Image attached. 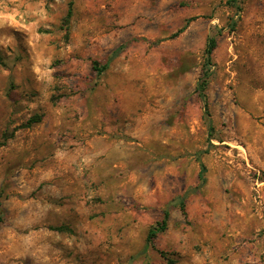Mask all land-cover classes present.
Instances as JSON below:
<instances>
[{"label":"rangeland","instance_id":"1","mask_svg":"<svg viewBox=\"0 0 264 264\" xmlns=\"http://www.w3.org/2000/svg\"><path fill=\"white\" fill-rule=\"evenodd\" d=\"M0 213V264H264V0H0Z\"/></svg>","mask_w":264,"mask_h":264},{"label":"trees","instance_id":"2","mask_svg":"<svg viewBox=\"0 0 264 264\" xmlns=\"http://www.w3.org/2000/svg\"><path fill=\"white\" fill-rule=\"evenodd\" d=\"M230 1L231 0H229V2ZM233 1L235 2L236 0H232V2ZM70 14H71V7H69L67 17H69ZM179 32L180 31H177L172 36H176ZM215 47H216V39L214 37H210L208 42H207L206 48H205L206 61L208 63L210 62L211 54H212L213 50L215 49ZM106 68H107L106 63L102 66H97L96 63H94V70H96L99 74L102 73ZM208 75H209V71H208V69H206L205 71H203V74L198 79V83L196 85V90L198 91L199 96L203 100L205 106L207 104L206 95H205V88H206L207 81H208ZM39 120H40L39 116L31 118V119H29L28 124H31L33 122H38ZM204 172H205V166L203 164H201L200 172L198 175V177L201 181V184H203L205 182ZM180 208H181L182 213L185 215L186 212H185V206H184L183 200L180 201ZM168 216H169V213H168V211L165 210L163 213L162 220L159 221L158 223H156V225L152 226L148 230L144 250L147 248L148 244L151 243V241H153V239L157 236L158 233H161V232L166 230ZM1 221H2V215L0 213V223H1ZM62 228L63 227L60 226V227H55L54 229L55 230H62ZM160 252L162 253V251H160ZM170 264H172V261H170Z\"/></svg>","mask_w":264,"mask_h":264}]
</instances>
